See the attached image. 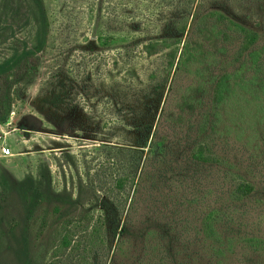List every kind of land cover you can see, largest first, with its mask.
Instances as JSON below:
<instances>
[{
	"label": "trees",
	"instance_id": "1",
	"mask_svg": "<svg viewBox=\"0 0 264 264\" xmlns=\"http://www.w3.org/2000/svg\"><path fill=\"white\" fill-rule=\"evenodd\" d=\"M160 1L166 10L156 14L162 24L156 36H137L145 24L136 13L132 39L101 37V45L120 46V61L139 47L149 56L164 51L168 67L187 70L198 88L189 87L170 112H163L162 86L136 90L142 82L134 69L118 71L113 86L97 91L114 128L129 140L111 146L119 191L135 187L129 206L110 196L86 205L67 190L57 192L47 163L21 181L5 173L2 197L13 195L22 206L4 234L16 264H35L38 245L40 260L51 255L45 264H264V33L227 8V0ZM34 4L35 44L0 64L2 123L49 47L48 8L44 0ZM97 47L93 40L83 51ZM79 82L61 65L41 97L65 114ZM147 100L144 115L140 102ZM168 123L171 136L163 131Z\"/></svg>",
	"mask_w": 264,
	"mask_h": 264
},
{
	"label": "rangeland",
	"instance_id": "2",
	"mask_svg": "<svg viewBox=\"0 0 264 264\" xmlns=\"http://www.w3.org/2000/svg\"><path fill=\"white\" fill-rule=\"evenodd\" d=\"M44 2L51 20L48 50L42 55L37 77L22 99L15 102L9 121L2 123L0 147L8 146L12 155L3 157L0 153V264H16L14 255L7 249L4 234L9 220L20 217L22 213L17 197L10 195L6 197L7 202L2 197V177L7 174L21 181L30 174L36 175L38 166L47 163L57 192L67 190L75 197H81L86 205H95L106 196L130 205L135 187L127 183L125 190L119 191L117 179L120 169L116 150L111 149L112 145L128 144L129 140L126 132L114 128L116 120L105 109L106 101L96 96L104 85L113 86L118 71H136L142 82L140 86L136 84L137 91L143 87L155 93L162 86L158 92L164 93L163 112L176 110L189 87L194 85L193 88H198L195 78L187 70L168 67L164 51L149 56L139 47L135 55L130 53L128 58L120 61V46L101 45V37L132 39L134 33H129V28L135 22L132 18L136 13L145 24L141 34L136 33L139 34L137 36L144 40L156 36L162 27L156 14H164L166 10L160 0L157 1L159 7L152 0L141 1L139 5L136 0ZM225 4L227 8L238 11L249 27L260 25L264 33V0H227ZM136 7L138 11L133 13ZM38 18L34 0H0V64L26 45L32 47L35 44ZM93 40L98 46L95 52H84L83 48ZM61 65L72 78L80 81L77 83L79 93L70 101L65 114H56L54 108L44 102L41 91ZM87 76L91 77L89 81H85ZM145 89H140V92ZM149 101L140 102L144 115ZM73 113L75 115L71 117ZM148 114L151 116L149 111ZM169 126V123L166 124L163 131L171 136L175 131ZM81 182L85 183V187L80 192ZM144 206L138 218L144 214ZM189 217L192 219L191 214ZM40 246L34 248L35 264H45L51 258L48 253L43 261L40 260L43 256Z\"/></svg>",
	"mask_w": 264,
	"mask_h": 264
},
{
	"label": "built area",
	"instance_id": "3",
	"mask_svg": "<svg viewBox=\"0 0 264 264\" xmlns=\"http://www.w3.org/2000/svg\"><path fill=\"white\" fill-rule=\"evenodd\" d=\"M2 128H3V124L2 122H0V141H2ZM0 153L3 157H9L11 156L12 152H11V149L8 147V146H5V145H1L0 147Z\"/></svg>",
	"mask_w": 264,
	"mask_h": 264
}]
</instances>
